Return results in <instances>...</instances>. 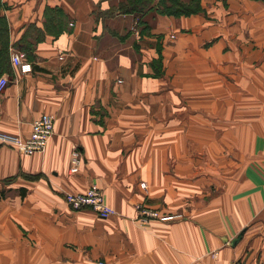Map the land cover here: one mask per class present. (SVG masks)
I'll use <instances>...</instances> for the list:
<instances>
[{
  "label": "crops",
  "instance_id": "crops-1",
  "mask_svg": "<svg viewBox=\"0 0 264 264\" xmlns=\"http://www.w3.org/2000/svg\"><path fill=\"white\" fill-rule=\"evenodd\" d=\"M118 3L0 0V133L54 120L42 154L0 143V264H264V0L143 14L139 36ZM93 185L107 219L64 201Z\"/></svg>",
  "mask_w": 264,
  "mask_h": 264
},
{
  "label": "built area",
  "instance_id": "built-area-1",
  "mask_svg": "<svg viewBox=\"0 0 264 264\" xmlns=\"http://www.w3.org/2000/svg\"><path fill=\"white\" fill-rule=\"evenodd\" d=\"M12 61L19 67L21 73L31 72L30 65L24 63L20 55H15ZM7 85V76L0 77V94L4 91ZM53 122V118L50 115H41L32 122L31 131L28 137L12 136L0 133V143L16 149L23 155L42 154L54 133ZM80 164H82V157L79 152L74 149L71 154L70 172L76 173ZM141 188L146 189L145 184H141ZM64 201L71 210L79 211L84 208H89L100 219H107L115 213L114 210L105 202L101 190L95 185L81 194H65ZM135 211V222L142 226L148 225L150 221L170 222L179 218L178 216L159 214L158 211L150 209L144 205H137L135 207ZM231 264L247 263L243 260H236Z\"/></svg>",
  "mask_w": 264,
  "mask_h": 264
},
{
  "label": "rangeland",
  "instance_id": "rangeland-1",
  "mask_svg": "<svg viewBox=\"0 0 264 264\" xmlns=\"http://www.w3.org/2000/svg\"><path fill=\"white\" fill-rule=\"evenodd\" d=\"M174 1H175V3H173L172 1H169V0H119V3L118 4L120 5V7L136 6V7H142V8H144V7H162V6H164V7H173V8H176L178 4H186L187 6L192 7V5H193V3H194L195 0H174ZM199 2H200V0H199ZM119 5H118V7H119ZM147 11L144 12V13H146V15H150V14H154L155 15L156 14L155 11H150V12H147ZM132 32L136 36H139L141 34V25H139V19L138 18H136V21L133 23ZM15 55H19V54H13L12 57H11V62H12V64L14 66H16V65L13 63L12 59H13V57ZM22 61H23V59H22ZM27 64H29V63H27ZM16 67L19 69L18 66H16ZM30 67H31V65H30ZM19 71H20V69H19ZM31 71H32V68H31ZM22 74H26V73H22ZM44 152H45V150H44ZM39 154H41V153H39ZM84 209H89V208H84ZM89 210H91V209H89ZM159 214H161V213L159 212ZM150 222H152V221H150Z\"/></svg>",
  "mask_w": 264,
  "mask_h": 264
},
{
  "label": "trees",
  "instance_id": "trees-1",
  "mask_svg": "<svg viewBox=\"0 0 264 264\" xmlns=\"http://www.w3.org/2000/svg\"><path fill=\"white\" fill-rule=\"evenodd\" d=\"M172 1L173 3H175L174 0H169ZM200 7V2L199 0H195L192 7L187 6L186 4H178L176 8L173 7H136V6H131V7H120L119 5V11L120 13L123 14H135L137 15V17L139 18V25H143L144 22H142V15L144 14V16L146 15V12H150V11H155L158 14H165L168 16H174V17H178V16H188L191 14H195L198 9ZM143 31V29L141 30Z\"/></svg>",
  "mask_w": 264,
  "mask_h": 264
},
{
  "label": "water",
  "instance_id": "water-1",
  "mask_svg": "<svg viewBox=\"0 0 264 264\" xmlns=\"http://www.w3.org/2000/svg\"><path fill=\"white\" fill-rule=\"evenodd\" d=\"M241 234H239L236 239H234V241L232 242L233 245H235L239 241V239L241 238Z\"/></svg>",
  "mask_w": 264,
  "mask_h": 264
}]
</instances>
